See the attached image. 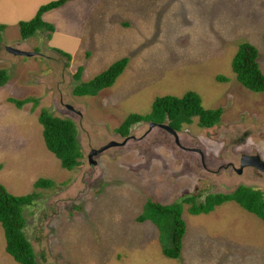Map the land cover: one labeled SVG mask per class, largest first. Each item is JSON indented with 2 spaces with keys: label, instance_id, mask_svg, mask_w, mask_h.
Wrapping results in <instances>:
<instances>
[{
  "label": "rangeland",
  "instance_id": "1",
  "mask_svg": "<svg viewBox=\"0 0 264 264\" xmlns=\"http://www.w3.org/2000/svg\"><path fill=\"white\" fill-rule=\"evenodd\" d=\"M48 1L0 0V68L8 75L0 86V183L12 195L37 193L22 208L35 264H264L263 222L234 201L196 215L183 204L176 259L160 252L149 219H135L146 198L201 200L240 184L264 197L263 172L225 168L226 161L238 167L239 154L257 153L264 162V92L243 87L230 69L237 44L247 42L264 73V0H69L45 12L54 27L49 39L45 30L20 38L17 21ZM5 46L38 54L13 55ZM122 56L127 63L112 85L92 96L71 93ZM186 90L203 108L220 107L219 122L203 128L192 117L176 133L177 144L144 121L131 124L126 136L115 132L127 114L148 112L155 96ZM7 97L36 104L15 107ZM41 108L75 124L82 156L69 170L44 146ZM110 140L118 145L88 163V151ZM37 178L51 185L33 188ZM0 264H18L4 251L1 226Z\"/></svg>",
  "mask_w": 264,
  "mask_h": 264
},
{
  "label": "trees",
  "instance_id": "2",
  "mask_svg": "<svg viewBox=\"0 0 264 264\" xmlns=\"http://www.w3.org/2000/svg\"><path fill=\"white\" fill-rule=\"evenodd\" d=\"M68 0H51L41 4L33 16L28 20L17 21L19 37L24 39L34 34L36 30H45L49 34L54 31L51 23L42 19V14L53 8H57ZM5 27L0 23V31ZM264 46V30L262 33ZM59 55L70 58V55L58 48H53ZM257 51L253 45L247 42L237 44L230 60V69L235 79L243 87L254 92H264V73L256 62ZM127 63V57H120L112 61L105 69L93 75L85 82H77L71 93L77 96H92L99 90L112 85L116 77L122 72ZM81 67L78 66L73 73V78L79 80ZM8 79L3 68H0V86ZM219 81L225 80L222 75H217ZM7 101L15 107H21L26 102L36 101L32 97L16 99L7 97ZM222 110L220 107L203 108L200 105L198 94L192 90H186L180 96L160 95L155 96L145 114L129 113L115 127V132L120 136L127 135L128 127L140 121L166 124L173 130H180L184 124L191 123L192 117L196 118L199 127L208 128L219 122ZM37 121L41 125V137L44 146L58 160L64 169H71L79 164L81 158L80 146L76 138V127L71 119L52 115L41 108L37 114ZM51 181L37 178L33 181V188L48 187ZM37 193L32 191L23 195H12L6 191L0 183V226L4 238V251L8 253L18 264H35L32 248L25 238L22 227L24 218L22 208L29 205ZM225 201H234L244 210L261 219L264 225V197L258 189L246 185H238L228 193H206L201 200L195 194H185L179 200L163 204L151 198H146L141 212L135 217L137 222L149 219L157 229V237L161 245L160 252L167 258L176 259L180 253L181 238L184 233L185 223L181 218L182 205L186 204L189 214L209 213L215 206ZM167 242V245H164Z\"/></svg>",
  "mask_w": 264,
  "mask_h": 264
},
{
  "label": "water",
  "instance_id": "3",
  "mask_svg": "<svg viewBox=\"0 0 264 264\" xmlns=\"http://www.w3.org/2000/svg\"><path fill=\"white\" fill-rule=\"evenodd\" d=\"M5 51L10 53V54H13V55H20V56H31V55L38 54L34 51L21 50V49H18L16 47H12V46H5ZM66 108H68L69 110H73L72 107L69 105H66ZM153 126H157L159 128H162L163 130L167 131L176 140L177 135H176L175 130L170 128L166 123H163V122L162 123H154V122L148 123L149 128L153 127ZM115 145H118V142L110 140V141L106 142L104 145H102L96 149H93V148L90 149L87 153L88 163L93 164L95 161L92 159V157L95 154L103 151L104 149L115 146ZM245 166L253 167V168L264 173V162L261 160V158L259 157V155L257 153H255V154H241L240 158H239L238 168H236L235 171L238 173V172H240L241 168L245 167Z\"/></svg>",
  "mask_w": 264,
  "mask_h": 264
},
{
  "label": "flooded vegetation",
  "instance_id": "4",
  "mask_svg": "<svg viewBox=\"0 0 264 264\" xmlns=\"http://www.w3.org/2000/svg\"><path fill=\"white\" fill-rule=\"evenodd\" d=\"M148 123H149V122H148ZM163 123H166V122H163ZM154 127H157V126H154ZM161 129H162V128H161ZM164 131H165V130H164ZM178 131H179V130H178ZM178 131L175 130L176 133H177ZM166 132H167V131H166ZM167 133H168V132H167ZM176 135H177V134H176ZM172 137H173V136H172ZM173 140H174V143L177 144V138H176V140L173 138ZM238 140H239V139H238ZM197 152H198V153L200 154V156H201L200 151L197 150ZM240 155H241V154H239V158H240ZM239 158H238V161H237V162H238V165H239ZM260 158H261V157H260ZM200 160H201V157H200ZM201 161H202V160H201ZM201 163H202V162H201ZM228 165L231 166V168H232L233 171H235V169L238 168V167H236V168L233 167V166L231 165V162H230V161H226V167H225V168H227ZM219 166H222V165L219 164ZM223 166H224V165H223ZM248 167H250V166H248ZM242 168H243V167H242ZM242 168H241V169H242ZM250 168H253V167H250ZM253 169H255V168H253ZM255 170H257V169H255ZM257 171H259V170H257ZM235 172H236V171H235ZM240 172H241V170H240ZM240 172H238V173H240ZM259 172H261V171H259ZM261 173H262V172H261Z\"/></svg>",
  "mask_w": 264,
  "mask_h": 264
},
{
  "label": "crops",
  "instance_id": "5",
  "mask_svg": "<svg viewBox=\"0 0 264 264\" xmlns=\"http://www.w3.org/2000/svg\"><path fill=\"white\" fill-rule=\"evenodd\" d=\"M69 1V0H68ZM47 12V11H46ZM45 15V12L42 14V19H43V16ZM44 20V19H43ZM0 23H2V22H0ZM5 24V23H4ZM53 33V32H52Z\"/></svg>",
  "mask_w": 264,
  "mask_h": 264
}]
</instances>
